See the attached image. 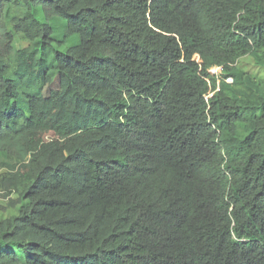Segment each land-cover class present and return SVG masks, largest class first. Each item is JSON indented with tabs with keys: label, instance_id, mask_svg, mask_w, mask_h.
<instances>
[{
	"label": "trees",
	"instance_id": "obj_1",
	"mask_svg": "<svg viewBox=\"0 0 264 264\" xmlns=\"http://www.w3.org/2000/svg\"><path fill=\"white\" fill-rule=\"evenodd\" d=\"M245 56L264 0H0V264H264Z\"/></svg>",
	"mask_w": 264,
	"mask_h": 264
},
{
	"label": "rangeland",
	"instance_id": "obj_2",
	"mask_svg": "<svg viewBox=\"0 0 264 264\" xmlns=\"http://www.w3.org/2000/svg\"><path fill=\"white\" fill-rule=\"evenodd\" d=\"M56 20V21H55ZM53 28H54V41L55 44L59 46V48L65 49L66 47H70V45L77 44L80 42L77 35H72L69 38H66L65 33V22L60 18L53 19ZM25 44H22L20 40H17V47H23ZM238 66L244 69L246 72L252 74L256 78L264 79V68L257 66L253 58L251 56L243 57ZM213 73H217L218 69H214ZM0 188V221L10 218L17 214V210L11 206L10 201L15 200L17 195L14 193L8 197Z\"/></svg>",
	"mask_w": 264,
	"mask_h": 264
}]
</instances>
